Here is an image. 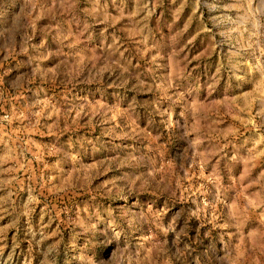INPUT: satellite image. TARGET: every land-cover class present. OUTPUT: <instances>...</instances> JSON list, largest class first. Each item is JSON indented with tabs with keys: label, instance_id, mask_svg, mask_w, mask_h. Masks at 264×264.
<instances>
[{
	"label": "rangeland",
	"instance_id": "1",
	"mask_svg": "<svg viewBox=\"0 0 264 264\" xmlns=\"http://www.w3.org/2000/svg\"><path fill=\"white\" fill-rule=\"evenodd\" d=\"M27 5L0 0V264H264V0H39L33 33Z\"/></svg>",
	"mask_w": 264,
	"mask_h": 264
},
{
	"label": "crops",
	"instance_id": "2",
	"mask_svg": "<svg viewBox=\"0 0 264 264\" xmlns=\"http://www.w3.org/2000/svg\"><path fill=\"white\" fill-rule=\"evenodd\" d=\"M21 2L23 4L28 3L27 12L23 14V19L30 25V29L32 30V33H33V31L35 30V23H34L35 18H40L43 15L42 19H46L49 10L47 12L45 9H42V10L39 9V11L37 12L34 11V4L39 2V0H21ZM29 10H31L32 12Z\"/></svg>",
	"mask_w": 264,
	"mask_h": 264
}]
</instances>
